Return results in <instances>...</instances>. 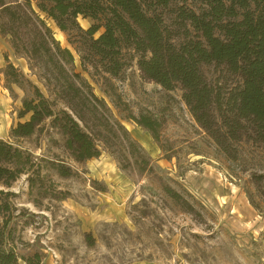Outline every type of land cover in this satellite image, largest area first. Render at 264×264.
I'll return each mask as SVG.
<instances>
[{
    "label": "rangeland",
    "instance_id": "374dc122",
    "mask_svg": "<svg viewBox=\"0 0 264 264\" xmlns=\"http://www.w3.org/2000/svg\"><path fill=\"white\" fill-rule=\"evenodd\" d=\"M40 18L72 54L73 72L108 108V121L86 118L100 155L81 164L48 122L29 138H10L11 128L27 120L18 112L34 87L49 93L43 71L16 56L0 35V140L25 151L31 162L9 188L0 187L9 207L0 215L6 248L19 257L38 254L40 264H264V146L236 144V159L229 160L194 123L178 88L167 92L144 81L135 62L119 79L96 72L81 62L69 33ZM77 23L83 30L93 24L82 17ZM5 61L17 72L15 83ZM204 72L211 83L229 86L222 68ZM145 113L162 123L158 143L129 120ZM101 121L119 123L127 140L104 131ZM58 162L73 176H58Z\"/></svg>",
    "mask_w": 264,
    "mask_h": 264
},
{
    "label": "trees",
    "instance_id": "16d2710c",
    "mask_svg": "<svg viewBox=\"0 0 264 264\" xmlns=\"http://www.w3.org/2000/svg\"><path fill=\"white\" fill-rule=\"evenodd\" d=\"M41 15L71 35L69 44L81 62L96 72L119 79L135 62L144 81L167 92L178 88L194 123L229 160L236 159V144L264 146V0H0V35L8 37L16 56L43 71L49 93L34 87L33 98L24 100L18 112L19 120H27L11 128L10 138H29L48 122L63 138L64 151L81 164L100 155L86 118L102 115L108 121L109 110L73 72L72 54L54 40ZM78 17L93 24L83 30ZM6 63L5 74L15 83L17 72ZM210 67L222 68L229 86L211 83L204 72ZM129 120L160 141V121L147 113ZM107 125L98 126L127 140L119 123ZM128 145L132 155L139 153L134 143L128 140ZM142 161L143 171L147 162ZM25 165H31L29 155L0 140V187L9 188L27 172ZM53 165L58 176H73L63 163ZM164 192L181 202L172 189ZM2 195L0 190V215L9 211ZM4 229L0 264L41 263L38 254L19 257L6 248Z\"/></svg>",
    "mask_w": 264,
    "mask_h": 264
},
{
    "label": "crops",
    "instance_id": "0c3cea01",
    "mask_svg": "<svg viewBox=\"0 0 264 264\" xmlns=\"http://www.w3.org/2000/svg\"><path fill=\"white\" fill-rule=\"evenodd\" d=\"M11 49V48H10ZM11 51H12V49H11ZM13 52V51H12Z\"/></svg>",
    "mask_w": 264,
    "mask_h": 264
}]
</instances>
